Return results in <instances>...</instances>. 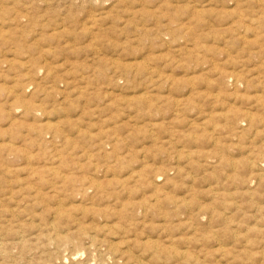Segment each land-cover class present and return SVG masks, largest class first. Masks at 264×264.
I'll list each match as a JSON object with an SVG mask.
<instances>
[{
	"label": "rangeland",
	"instance_id": "rangeland-1",
	"mask_svg": "<svg viewBox=\"0 0 264 264\" xmlns=\"http://www.w3.org/2000/svg\"><path fill=\"white\" fill-rule=\"evenodd\" d=\"M262 160L264 0H0V264H264Z\"/></svg>",
	"mask_w": 264,
	"mask_h": 264
},
{
	"label": "bare ground",
	"instance_id": "bare-ground-1",
	"mask_svg": "<svg viewBox=\"0 0 264 264\" xmlns=\"http://www.w3.org/2000/svg\"><path fill=\"white\" fill-rule=\"evenodd\" d=\"M262 161H264V160H262ZM259 162H260V161H259ZM258 165H259V164H258ZM261 166H262V165H261ZM261 172L263 173L262 170H261ZM259 173H260V172H259ZM261 176H262V174H261ZM263 177H264V176H263ZM260 178H261V177H260ZM90 179H92V178H90ZM93 179H94V178H93ZM90 181H91V180H90ZM94 181H95V180H94ZM91 183H92V182H91ZM91 183H90V184H91ZM97 185H98V184H96V186H97ZM88 186H89V185H88ZM99 186H101V185H99ZM99 188H100V187H99ZM85 189H86V188H85ZM94 189H95V188H94ZM94 189H93V190H94ZM97 189H98V188H97ZM97 189H96V190H97ZM86 190H88V187H87ZM91 190H92V189H90V191H91ZM88 191H89V190H88ZM98 191H99V190H98ZM94 193H96V192L94 191ZM99 193H100V192H99ZM155 198H156V197H155ZM58 201H59V200H58ZM155 201H156V200H155ZM155 201H153V202H155ZM58 203H59V202H58ZM61 203H62V202H61ZM60 205H61V204H60ZM61 206H62V205H61ZM55 207L57 208V206H55ZM60 208H61V207H60ZM60 208H59V209H60ZM64 208H65V206H64ZM66 208H67V207H66ZM66 208H65V209H66ZM57 210H58V208H57ZM57 210H56V211H57ZM60 211H61V210H60ZM60 211H57L56 213H60ZM62 212H63V210H62ZM65 212H66V211H65ZM56 213L54 214L55 216H56ZM60 214H62V213H60ZM63 214H64V213H63ZM65 214H66V213H65ZM54 215H53V217H54ZM66 215H67V214H66ZM60 216H61V215H60ZM62 216H63V215H62ZM67 216L69 217V215H67ZM53 217H52V219H54ZM57 217H58V214H57ZM57 217H56V218H57ZM71 217H72V216H71ZM56 218H55V220H56ZM72 218H74V217H72ZM48 220H49V219H48ZM52 222H53V221H52ZM140 222H141V221H140ZM53 224H54V223H53ZM50 226H51V225H50ZM52 226H53V225H52ZM55 226H56V225H55ZM53 227H54V226H53ZM40 230H41V229H40ZM57 233H58V232H57ZM20 235H21V234H20ZM20 235H19V236H20ZM22 235H23V234H22ZM140 235H141V234H140ZM146 235H147V234H146ZM13 236H14V235H13ZM167 236H168V235H167ZM14 237H15V236H14ZM135 237H136V236H135ZM20 238H21V236H20ZM166 238H167V237H166ZM13 239H14V238H13ZM21 239H22V238H21ZM21 239H20V242L23 241V239H22V240H21ZM25 239H26V238H25ZM136 239H137V238H136ZM167 240H168V239H167ZM143 241H144V240H143ZM150 241H151V240H150ZM23 242H25V241H23ZM151 242H152V241H151ZM156 242H157V241H156ZM172 242H173V241H172ZM142 243H143V242H142ZM129 244H130V243H129ZM145 244H146V243H145ZM145 244H144V246H145ZM154 244H155V243H154ZM164 244H165V243H164ZM166 244H167V243H166ZM21 245H22V244H21ZM0 246H1V245H0ZM22 247H23V246H22ZM155 248H156V247H155ZM171 248H172V246H171ZM156 249H157V248H156ZM177 249H178V248H177ZM172 250H174V248H172ZM175 251H176V250H175ZM175 251H174L173 254H175ZM178 251H179V250H178ZM171 252H172V251H171ZM182 252H183V251H182ZM186 252H187V251H186ZM178 253H179V252H178ZM187 253H188V252H187ZM180 255H181V254H180ZM173 256H174V255H173ZM190 256H191V255H190ZM151 257H152V255H151ZM171 257H172V256H171ZM175 257H176V255H175ZM133 258H134V257H133ZM138 258H139V257H138ZM182 258H183V256H182ZM135 259H136V258H135ZM144 259H145V258H144ZM173 259H174V258H173ZM141 261H142V260H141ZM155 261H156V260H155ZM188 261H189V260H188ZM138 262H139V261H138ZM148 262H149V261H148ZM135 263H136V261H135ZM146 263H147V262H146ZM218 263H219V262H218ZM130 264H131V263H130ZM136 264H137V263H136ZM139 264H140V263H139ZM141 264H142V262H141ZM143 264H145V263H143ZM148 264H149V263H148Z\"/></svg>",
	"mask_w": 264,
	"mask_h": 264
}]
</instances>
